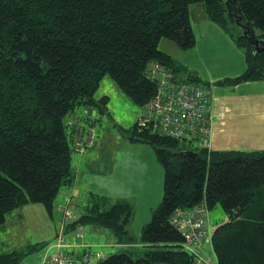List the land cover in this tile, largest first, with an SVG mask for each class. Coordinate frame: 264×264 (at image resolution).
I'll return each mask as SVG.
<instances>
[{"label": "trees", "instance_id": "obj_1", "mask_svg": "<svg viewBox=\"0 0 264 264\" xmlns=\"http://www.w3.org/2000/svg\"><path fill=\"white\" fill-rule=\"evenodd\" d=\"M195 4L245 53V71L215 83L263 80L264 51L253 49L236 15L240 10L264 39V0H230L229 8L227 0H0V225L9 212L29 203H42L52 213L60 190L73 185V153L94 141L73 142L78 129L70 133L65 118L81 107L91 116L94 108L107 109L109 96L96 95L105 75L141 111L160 86L155 65L174 84L208 91L209 81L160 48L163 38L183 49L195 45L190 15ZM139 115L123 136L155 150L165 169L161 202L137 236L130 229L131 201L91 191L66 234L85 226L103 228L122 249L107 253L102 245L94 249L78 241L69 251L80 260L89 253L96 264H195L173 216L206 201L209 212L221 204L229 221L212 231L204 252L218 264H264V150H213L140 127ZM91 118L85 116L89 123ZM43 246L0 250V264H20Z\"/></svg>", "mask_w": 264, "mask_h": 264}, {"label": "crops", "instance_id": "obj_2", "mask_svg": "<svg viewBox=\"0 0 264 264\" xmlns=\"http://www.w3.org/2000/svg\"><path fill=\"white\" fill-rule=\"evenodd\" d=\"M192 11L194 12L192 19L197 46L195 44L196 47L194 46L195 48L193 50L186 52L185 56L190 54L193 58L189 61L186 57H184V60H179L174 55L173 56L185 66H194L192 68L196 71L200 70V65H207V61L203 56L197 57L203 53L217 63L226 65L231 63L233 58L232 55L236 53L237 49H240L235 41L233 42L227 35H224L225 33H222L223 29L217 23L209 19L201 5H192ZM197 23H199V25H202L203 23L207 24L212 35L217 37L221 36L227 44V48L224 46L222 48L230 50L229 55H220L222 48L215 47L216 41L211 37V34L207 29L200 32L202 38L199 39V36L197 37L196 35ZM225 52L227 51L223 50V53ZM239 52L241 53L240 50ZM222 58L225 60L221 61ZM241 58L245 60L243 54L241 55ZM184 61H186L187 64ZM244 66L246 69V62ZM244 71L245 70H242L237 73L227 71L225 74L219 75L209 72L207 77H205V80L209 81L208 88L210 89L209 91L212 101L213 124L210 149L264 150V79L257 81H244L236 85H219L215 83L220 79L233 77ZM74 115L76 114L74 113ZM70 121L71 118L69 122ZM82 130L83 129H78V132L81 133L80 135L85 132ZM94 130L96 132V137L101 136V132H98L97 129ZM78 132L74 133V137L72 136L73 142L77 140ZM95 138L94 145L96 143ZM112 141H116L115 144L117 142H119L120 145L124 144L130 149L118 164L126 165L131 168H133L134 164L135 169L140 172L144 171V167L148 166V164L149 166L152 165L156 168V166H154V159H152L156 156L155 151L153 150V147L147 143L133 142L129 139L128 141H120V139L117 141L116 139H106L103 137V139H101V144L110 143ZM103 146L107 145H100L98 148H102ZM76 150L77 149H75V151ZM73 154L75 155V153ZM99 165L101 166L99 167ZM73 168L76 176L75 181L72 186L60 190L52 213H50L42 203H29L18 207L7 214L5 222L0 225L1 251L10 252L13 250H21L27 248L29 245L41 243L44 244V246L26 255L20 264H45L47 257L50 256L48 253L51 249H54L53 245L57 237L61 235L71 236V231L66 234L67 225L82 213L81 209V213L76 214L75 207L83 208L91 191L107 195L112 199L118 198L115 197L114 194H108L111 191H115L118 185L117 181L111 178L112 174L109 172L106 163L102 164L97 158L94 168L91 169L92 172L90 171L86 175L87 180L81 182V184L80 175L82 169L79 165L77 167L73 166ZM159 172L162 174L161 170H159ZM105 184L109 190L101 189L105 187ZM149 200L147 199V203L150 202ZM156 206H150L151 211H153ZM80 229L83 231V236L80 239H77V242L102 245V247L113 246L118 248V244L108 230L88 226L81 227ZM98 239H104L105 243H100ZM41 249L42 251L45 249L44 254H42ZM103 251L106 252L105 250Z\"/></svg>", "mask_w": 264, "mask_h": 264}, {"label": "rangeland", "instance_id": "obj_3", "mask_svg": "<svg viewBox=\"0 0 264 264\" xmlns=\"http://www.w3.org/2000/svg\"><path fill=\"white\" fill-rule=\"evenodd\" d=\"M193 13L194 12L192 11V6H191L190 15L192 18H193ZM232 27L234 31L235 29L238 31L239 29L241 30V28L237 27L236 25H233ZM206 29L210 33L211 30L208 29L207 24L203 23L202 25H199V23H197L196 35L197 37L199 36V39L202 38L200 32ZM256 32L257 35L260 33V30L258 29ZM222 33L223 34L225 33L224 35H227L230 38V40L234 42V40L224 30ZM211 37H213V39L216 41L215 47L222 48L224 46L225 48H227V44L224 42V39L221 36L217 37L211 34ZM195 44L197 46V43ZM194 46L190 49H183L179 47L173 40L168 38H163L160 42L161 49L170 52L179 60H184V57H186L189 61H191L193 57L190 56V54H187V56H185V53L193 50L196 47ZM223 50L227 52L223 53ZM239 50L245 56L244 51L242 49ZM239 50L238 49L236 50V53L232 55L233 56L232 62L227 65L217 63L213 59L208 57L205 53H203L202 55L197 57L203 56L207 61V65H200L199 66L200 70L198 71L192 68L194 66L190 67L191 66L190 65L187 67L191 71L198 74L204 80L209 72H212L215 75L225 74L227 71L237 73L242 70H245V66H244L245 60L241 58L242 54L239 52ZM229 53L230 50H226L222 48L220 55L227 56L229 55ZM224 60L225 59L223 58L221 59V61ZM184 62L187 64L186 61ZM207 90L209 91L210 89ZM96 95L97 96L108 95L109 100L107 104V109L102 110L99 108H94L92 112V116L94 117V119L91 118L92 123H89L85 120L86 115H88V117H92V116L89 113L86 114L83 107L78 108L77 110L78 112L75 113L76 115L73 114L70 117L67 116L65 118L66 123H68L69 118H71L70 125L68 128L70 133L72 132V129H89L87 130L86 133H83L82 135H80L81 133L79 132L77 133L78 136L77 143L80 140H82V136L83 139L86 138V140L89 142L94 141V138L96 136V132L94 129H97L99 132H101L100 134L101 136L95 138L96 139L95 145H93L92 147H88L86 151H80L77 149L74 152L75 155L73 154V166L77 167L79 165V167L82 169V173L80 175V184H81V182L87 180L86 175L91 171V169L94 168L97 158L101 161L102 164L106 163V166H108L109 168V172L112 174L111 178L116 180L118 185L115 191H111L112 193L110 192L108 194H114L115 197H118L117 199L126 198L134 204V207L136 208V212H135V217L130 224V229L135 235L140 236L142 234L143 225L152 217V211L150 206L152 207L156 206L163 197L165 169L162 163L159 161L157 155L155 156V158H152L154 159V166H156L157 169L152 165L149 166L148 164L149 167L148 166L144 167L143 169L144 171L140 172L135 169L134 164H133V168L128 167L126 165L118 164V162L124 158V155H126L128 150L130 149L124 144L120 145L119 142L115 144L116 141L101 144V139H103L104 137L106 139L109 138L116 139L117 141L119 139L120 141L121 140L128 141L126 135L123 136V132L130 130V128L134 125L141 111V107L137 105L108 74L105 75L104 78L102 79L101 84L96 91ZM80 112L82 115L80 114ZM91 124H93L94 128H92ZM72 135L74 137V133ZM100 145H107L108 147L103 146L102 148H98L100 147ZM100 166L101 165H99V167ZM159 170H161L162 174H160ZM101 189L109 190L106 184L105 187ZM147 199L150 202L147 203ZM81 209L82 208L75 207L76 214H80ZM209 218H210L209 223L212 231L216 230V228L222 223L229 221V217L227 213L224 211L223 207L219 203L210 209ZM69 239L74 240L73 233H71ZM98 240L100 243H105L104 239H98ZM97 246L98 245H96L94 249L99 248ZM101 249H104L107 253H109L111 250L112 252H117L122 248L107 246V247H101ZM206 249L208 252H211L210 245L206 244ZM55 250L56 248L54 247V249H51V251L48 254L52 256L53 253H55ZM44 253H45V249H43L42 251V254Z\"/></svg>", "mask_w": 264, "mask_h": 264}, {"label": "built area", "instance_id": "obj_4", "mask_svg": "<svg viewBox=\"0 0 264 264\" xmlns=\"http://www.w3.org/2000/svg\"><path fill=\"white\" fill-rule=\"evenodd\" d=\"M160 71L161 82L155 97L143 106L137 124L151 127L160 134L177 139H189L194 144L210 148L212 136V102L208 91L190 83L174 84L171 76L159 65L153 72ZM173 222L184 234L183 247L194 255L195 264H218L215 257L204 252V244L211 243L212 229L209 223V207L206 201L195 208L184 211L177 209ZM70 236H59L54 243L56 248L47 264H96V258L86 254L83 260L77 258L69 249L77 247L83 231L77 229ZM98 257L101 253L97 251Z\"/></svg>", "mask_w": 264, "mask_h": 264}, {"label": "water", "instance_id": "obj_5", "mask_svg": "<svg viewBox=\"0 0 264 264\" xmlns=\"http://www.w3.org/2000/svg\"><path fill=\"white\" fill-rule=\"evenodd\" d=\"M228 8L230 5V0H227ZM237 23L242 27L243 34L246 36L247 40L253 47L255 51L263 52L264 51V39L257 37L253 26L248 22L245 21V18L242 12L239 10V15H236ZM185 154H196L193 150H184L182 151Z\"/></svg>", "mask_w": 264, "mask_h": 264}]
</instances>
